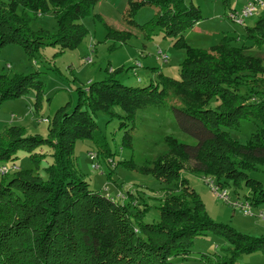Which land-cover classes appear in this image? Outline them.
<instances>
[{"label":"trees","instance_id":"16d2710c","mask_svg":"<svg viewBox=\"0 0 264 264\" xmlns=\"http://www.w3.org/2000/svg\"><path fill=\"white\" fill-rule=\"evenodd\" d=\"M222 2L230 12L235 11L230 0ZM95 3L96 0H0V49L6 43L22 44L27 50L37 44L56 46L60 52L74 48L86 33L78 20L92 11ZM143 7L155 8L158 14L137 26L133 19ZM47 11H51L58 24V32L50 40L33 34L28 27L31 20ZM201 20V14L188 8L184 0L130 2L128 25L148 37L160 31L174 46L186 50L178 79L151 70L153 83L130 87L121 84L112 73L86 90H79L78 102L71 111L63 108L57 112L47 139L26 136L19 128L0 133V165L16 166L15 156L20 150L29 153L35 165L47 157L51 159V164L43 171L44 176L35 177L32 170H20L16 166L17 170L0 178V217L11 216L14 209L22 215V219L10 225L0 224V264H10L7 261L12 253L11 243L24 238L21 229H25L28 236L32 227L39 231L34 239L40 256L37 264H55L52 254L56 246L63 250L61 255L68 262L78 264L74 254L64 252L73 244L79 254L89 252L94 264H110L117 254L121 236L134 241L133 251L140 254L144 251L146 256L130 261L123 258L118 264L135 261L170 264L173 258H186L193 241L208 233L226 238L231 257L264 248V238L241 235L213 222L200 198L180 177L183 166L169 161L174 159L175 151L191 164L192 172L213 177V186L225 188L232 183L239 187L244 183L250 191L246 202L252 206L264 203V186L249 178V173L264 167V17L245 29L246 44L234 45L240 39L225 36L216 47L206 51L193 49L182 41L183 34ZM252 49L256 54H250ZM35 79L33 75L0 76V106L7 98H19L27 86H37ZM172 100L179 104H171ZM211 101L216 104L214 108L209 107ZM149 105L170 109L177 128L195 140L194 145H176L165 137L168 148L165 156L169 160L160 156L162 158L152 162L156 177L168 186L174 184L172 194L166 195L158 206L151 207L146 203L122 204L91 191L74 167L75 141H91L97 158L109 161L113 157L91 115L102 112L109 120L117 119L120 129H128V126L131 129L137 111ZM250 121L255 130L245 144H240L230 132ZM130 129L123 139L126 147L131 143ZM41 150L49 154L41 156ZM30 174L37 179L35 183H21L20 178H16ZM9 176L13 177L6 179ZM238 176L243 178L237 180ZM6 199L13 204L7 211L3 206ZM151 210H157L158 220L144 222ZM222 264L232 263L226 260Z\"/></svg>","mask_w":264,"mask_h":264},{"label":"rangeland","instance_id":"374dc122","mask_svg":"<svg viewBox=\"0 0 264 264\" xmlns=\"http://www.w3.org/2000/svg\"><path fill=\"white\" fill-rule=\"evenodd\" d=\"M132 1L140 0H96L94 9L78 20L84 26L86 33L81 43L74 48H65L60 52L52 45L37 44L27 50L22 44H4L0 49V76L14 78L33 75L36 78L35 82L38 83L35 87L27 86L19 98H7L2 102L0 133L9 128H19L26 136L47 139L53 129L57 112L63 108L65 111H71L78 102L79 90H86L91 84L104 80L112 73L122 82L121 84L130 87H145L150 82L153 83L154 75L151 74V70L178 79L182 63L186 59V50L181 46H174L172 40L164 37L160 31L148 37L136 27L128 25L127 13L129 3ZM250 1L230 0L231 8L240 11ZM260 1L264 3V0ZM184 3L202 16L199 23L183 34L182 41L193 49L211 50L225 36L239 38L240 41L234 42V45L241 46L244 42L246 44L245 29L252 27L258 18L264 17V9H259L258 14L245 19L243 25H237L229 19L230 11L224 7L222 0H184ZM157 14L155 8L143 7L137 11L133 21L137 26L143 25ZM28 27L33 34L42 36L44 40L54 39L58 32V24L51 11L31 20ZM250 52L256 54L255 49ZM165 57L166 63H164ZM89 59L90 64L87 63ZM137 64L138 71L133 69ZM171 104L179 103L172 100ZM215 105V102L211 101L209 107L214 108ZM12 115L15 117L14 121L11 120ZM91 116L97 125V132L105 136L113 153L111 159L113 164H109L101 157L91 162L89 153L96 152L93 143L81 139L75 141L74 167L78 176L88 183L91 191L114 198L115 202L122 204L146 203L151 207L158 206L166 195L172 194L174 184L168 186L157 178L153 173L152 162L162 158L160 156L167 157L165 137L171 138L169 140L176 145H194L195 140L177 128L170 109L149 105L137 111L131 129L130 126L128 129H120L117 119L109 120L102 112ZM44 120H48L49 123ZM129 129L131 143L130 147H126L123 145V139ZM254 130L255 125L251 121L245 122L237 131L230 132V135L240 144H245ZM39 153L41 156L49 154L42 150ZM174 153V159L169 160L167 157V161L169 160L170 164L177 163L183 166L184 170L180 177L186 180L189 189L200 198L213 222L241 235L264 238V219L258 216L260 212H264V203L258 206L251 205L252 215L249 216H244L239 209L233 207L235 202L244 203L246 196L250 194L244 183H240L239 187L232 183L225 188L213 186V177L192 172L191 164L177 152ZM28 155L30 154L22 150L16 153L14 163L18 169L32 170L35 177L41 174L44 176L43 171L51 164V159L47 157L35 165ZM92 163L98 165V169L91 168ZM32 174L20 175L16 178H20L21 183H35L37 179H33ZM249 175L250 179L264 186V167L257 168ZM11 177L13 176L6 179ZM242 178L238 176L236 179ZM215 189H218L217 192L213 191ZM224 191L227 192L229 204L219 198V194ZM118 195L120 198H117ZM4 204L6 211L13 206L7 199ZM21 216L20 211L17 210L15 213L14 209L11 216H4V219L0 217V224L10 225L22 219ZM156 220H158V212L151 210L144 222L153 223ZM24 227L25 225L22 228ZM20 231H23L24 238L11 243L12 253L7 263L37 264L40 256L37 254L39 248L36 247L34 239L39 231L32 227V233H28V236L25 229ZM72 240L79 242L78 239ZM73 245L69 246L71 247L69 251L64 252L74 254L78 264H94L90 261L89 252L80 251L79 254V251H74ZM133 245H135L134 241L121 236L116 249L117 254L110 264H118L120 262L118 260L123 258L130 261L146 256L144 251L143 254H140V251H133L135 247ZM230 249L225 237L208 233L193 241L186 258H173L170 264H222L226 260H230L232 264H264V248H257L250 253L235 257L228 255ZM61 252L63 250L56 246L52 254V257H55V264H72L61 255ZM149 258L154 262L152 257ZM156 263L157 261L154 262Z\"/></svg>","mask_w":264,"mask_h":264},{"label":"built area","instance_id":"2783aa9c","mask_svg":"<svg viewBox=\"0 0 264 264\" xmlns=\"http://www.w3.org/2000/svg\"><path fill=\"white\" fill-rule=\"evenodd\" d=\"M259 9H264V3H262L260 0H251L250 2H248L246 4V7L244 6V8L240 11H231L228 15L229 19L232 20V22H234L237 25H243L244 20L252 17L253 15L258 14V10ZM167 62V58H164V63ZM87 63H91V60H87ZM139 65L137 64L136 67H134L135 70H139ZM15 117L12 115L11 116V120L14 121ZM44 122H47V120H44ZM89 159L91 160V162H94L95 159H97V156L95 153H89ZM109 164H113V162L111 160L108 161ZM98 165H96L95 163H92V167L93 169H98ZM17 170L16 166L10 165V164H4V165H0V178H3L5 176H7L8 174H10L11 172ZM215 189L213 191L217 192ZM117 198H120L119 195L117 196ZM219 198L221 200H223L224 202L229 204V198L227 195V192L224 191L223 193L219 194ZM236 209H239L242 214L244 216H249L252 215V208L251 205L248 202H235V205L233 206ZM258 216L261 219H264V212H260L258 214Z\"/></svg>","mask_w":264,"mask_h":264},{"label":"crops","instance_id":"0c3cea01","mask_svg":"<svg viewBox=\"0 0 264 264\" xmlns=\"http://www.w3.org/2000/svg\"><path fill=\"white\" fill-rule=\"evenodd\" d=\"M142 69H143V68H142ZM150 69H151V68H150ZM150 72H151V74L153 73L152 71H150ZM150 72H149V73H150Z\"/></svg>","mask_w":264,"mask_h":264}]
</instances>
